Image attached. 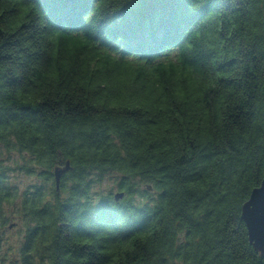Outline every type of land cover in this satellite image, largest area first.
I'll use <instances>...</instances> for the list:
<instances>
[{"label": "trees", "instance_id": "1", "mask_svg": "<svg viewBox=\"0 0 264 264\" xmlns=\"http://www.w3.org/2000/svg\"><path fill=\"white\" fill-rule=\"evenodd\" d=\"M263 178L264 0H0V264H264Z\"/></svg>", "mask_w": 264, "mask_h": 264}, {"label": "water", "instance_id": "2", "mask_svg": "<svg viewBox=\"0 0 264 264\" xmlns=\"http://www.w3.org/2000/svg\"><path fill=\"white\" fill-rule=\"evenodd\" d=\"M70 168L69 161L66 162L65 166L55 168L54 176L56 188L58 190L60 189L63 174L70 170ZM123 196L124 192H117L115 194V199L119 200ZM242 219L246 223L250 243L264 258V178L261 185L253 189L250 198L244 203L242 208ZM13 226V223L9 225L10 228Z\"/></svg>", "mask_w": 264, "mask_h": 264}, {"label": "rangeland", "instance_id": "3", "mask_svg": "<svg viewBox=\"0 0 264 264\" xmlns=\"http://www.w3.org/2000/svg\"><path fill=\"white\" fill-rule=\"evenodd\" d=\"M15 156H16L15 154L11 156L12 161H13V159H16V158H14ZM13 164H14V162H13ZM12 174L14 177L13 179L15 181L19 182L21 189H24L25 187H27L28 185H31L33 183L39 182V179L36 176L26 175L24 173L19 172L18 170L16 172H12ZM110 183L111 182L107 181L105 185H101V186L96 187V190L100 191V192H107L110 188H112ZM114 190L116 191L115 188H114ZM19 219H20L19 216L14 217V221L18 224L12 230H9L6 234V236L9 238V243L11 241V242H13L12 244H15L18 241L17 238L21 237L20 235L24 231L21 228L22 226L20 225Z\"/></svg>", "mask_w": 264, "mask_h": 264}]
</instances>
